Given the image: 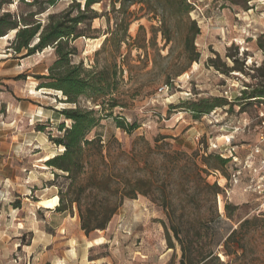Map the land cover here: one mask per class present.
<instances>
[{
	"label": "rangeland",
	"instance_id": "obj_1",
	"mask_svg": "<svg viewBox=\"0 0 264 264\" xmlns=\"http://www.w3.org/2000/svg\"><path fill=\"white\" fill-rule=\"evenodd\" d=\"M12 1L3 4L0 13L8 10L25 16L33 10L22 1ZM154 2H135L126 14L112 0L95 4L92 8L98 17L89 31L95 37L71 40L67 47L74 48L69 64L80 63L83 70L116 71L111 95L97 101L80 96L76 104L93 108L100 116L87 134L89 139L100 136L105 143L99 170L116 180L147 179L149 194L125 198L106 228L88 236L80 227L75 204L70 212L49 217L44 208L58 203L60 186L65 188L68 180L63 172L44 164L63 149L51 140L62 133L58 125L71 123L57 110L75 104L65 102V95L53 88L34 91L39 83L49 81L35 76L49 72L56 54L52 47L25 57L14 53L15 31L0 37V175L9 178L1 186L6 184L11 191L12 205L19 207L29 228L41 223L45 231L60 232L55 247L45 248V256L67 253L69 242L76 246L71 256H104L103 264H178L179 246L171 236L174 247L168 248L162 226L166 216L158 205L156 187L163 181L177 207L182 203L200 214L216 207L220 220L199 240L205 243L213 235L220 241L215 249L219 260L264 264V142L259 143L264 102L236 99L243 89L249 92L253 86H264V0H185L189 12L180 15L155 11ZM69 3L57 0L35 17L43 25L48 13L60 12ZM162 3L166 5L165 0ZM192 22L198 28L193 52L192 44L184 43ZM195 52L197 59L191 60ZM209 58H215L219 69ZM232 66L242 69L223 72ZM110 96L115 99L113 107L106 102ZM210 96L235 102L194 118L188 102ZM116 119L136 128L127 132ZM258 144L260 151L255 153ZM89 153H94L93 148ZM194 153L198 162L208 154L230 157L222 165L216 162V169H208L206 179L220 187L214 202L203 191L195 195L193 175L183 168L186 154ZM191 198L200 202L194 205L188 202ZM246 217L257 218L245 237L246 256H221L223 238ZM31 237L32 231H25L20 241L29 243Z\"/></svg>",
	"mask_w": 264,
	"mask_h": 264
},
{
	"label": "trees",
	"instance_id": "obj_2",
	"mask_svg": "<svg viewBox=\"0 0 264 264\" xmlns=\"http://www.w3.org/2000/svg\"><path fill=\"white\" fill-rule=\"evenodd\" d=\"M25 5L33 7L28 14H11L10 11L0 13V37L7 35L8 31H15L12 41L14 53H23L22 57L29 56L46 47H52L56 54V59L49 66V72L46 75H36L37 79H48V82H42L37 88H53L59 90L65 95V102L74 103V107H65L57 110L65 119H70L71 123L65 127L63 123L58 125V130L62 131L58 136L51 140L60 145L63 149L60 153L53 154L52 157L45 160V166L60 170L68 180L65 188L60 186V197L58 203L53 206L54 211L58 213L70 212L73 204L76 205L80 227L84 234L88 236L90 232L103 230L125 198H136L138 194L146 195L148 193V180L141 178L116 180L111 174L99 170V164L103 161V148L105 143L100 136L87 138L88 132L96 126L100 116H96L93 108L85 109L77 106L78 97L87 96L92 101H97L99 97L111 95L113 89L112 79L115 77V69L102 68L96 70H83L80 63L69 64V55L74 54V48L68 47L69 41L90 36L89 31L91 22L98 17V13L92 7L103 0H70L68 7L60 12H50L47 14V20L42 25L41 21L35 16L45 12L52 7L57 0H19ZM118 2V10L126 14L129 5L135 2H147L149 0H112ZM12 0H0V8L3 4L12 3ZM155 11H169L171 15H180L189 12V4L185 0H155ZM74 12V14H73ZM123 22V20H120ZM190 34L185 38V45L192 44L193 36L198 33L195 22H192ZM107 40V38H105ZM194 58L197 59V52ZM216 69L218 65L215 58L208 60ZM231 69L241 70L242 67L226 68L227 73ZM237 101H257L264 102V86H253L247 92L243 89L241 94L236 97ZM115 101L110 96L106 102L111 107ZM230 101L223 96H210L199 99H193L188 102V110L194 118L208 113L215 107H230ZM101 103H104L103 101ZM118 127L127 132L136 128L135 124H124L121 119H116ZM39 130V128L37 129ZM162 136L161 139H164ZM93 148L94 153H89V148ZM185 153V152H184ZM195 156V158H194ZM197 153L187 155L183 168L193 175L192 181L195 182V195L203 191L205 196H209L214 202L216 194L220 187L216 182L210 183L206 179L208 169H216V162L220 165L229 161L230 157H224L222 154H208L201 156L200 162L197 161ZM209 159L213 160L211 164ZM205 166V167H204ZM53 175H59L53 171ZM145 187H148L147 189ZM158 189V205L162 208L166 222L162 221L165 230V239L168 248L174 247L171 236L176 240L180 257L178 264H209L216 260L220 264H229L232 260L221 261L215 250L220 244L212 237L205 243L199 239L202 235H208L213 231L212 225L220 220V214L216 207L207 214L195 213L181 203L176 206L175 200L171 197L167 186L163 181L156 187ZM188 202L199 203L193 198ZM229 204L224 205V209H229ZM257 218H243L235 228H232L222 240V250L219 253L222 256H246L245 237L249 231V225ZM171 233V235H170Z\"/></svg>",
	"mask_w": 264,
	"mask_h": 264
},
{
	"label": "crops",
	"instance_id": "obj_3",
	"mask_svg": "<svg viewBox=\"0 0 264 264\" xmlns=\"http://www.w3.org/2000/svg\"><path fill=\"white\" fill-rule=\"evenodd\" d=\"M39 90L35 89L34 91ZM4 180L7 181L9 178L0 175V264H103L106 262L104 256L94 258L87 256V254L84 256H71L76 251V246L69 242L65 244L67 253L60 256H45V248L50 245L55 247L60 232L58 230L54 232L45 231L41 223H36L34 227L29 228L28 220L23 217L19 207H13L12 205L10 200L11 191L6 188V184L1 186ZM49 201L53 200L49 199ZM37 207L40 206L37 205ZM44 209L48 212L49 217L53 219L59 217V215H64L63 212L54 211L55 207ZM58 226H60L59 223L53 229ZM25 231H32L31 241L26 244L20 241L21 235ZM19 251L20 256H16L19 255Z\"/></svg>",
	"mask_w": 264,
	"mask_h": 264
},
{
	"label": "built area",
	"instance_id": "obj_4",
	"mask_svg": "<svg viewBox=\"0 0 264 264\" xmlns=\"http://www.w3.org/2000/svg\"><path fill=\"white\" fill-rule=\"evenodd\" d=\"M259 119H260L259 126L261 130L259 136V143H262L264 142V112L260 113ZM253 151L255 153H258L260 151L259 144L254 146Z\"/></svg>",
	"mask_w": 264,
	"mask_h": 264
},
{
	"label": "bare ground",
	"instance_id": "obj_5",
	"mask_svg": "<svg viewBox=\"0 0 264 264\" xmlns=\"http://www.w3.org/2000/svg\"><path fill=\"white\" fill-rule=\"evenodd\" d=\"M50 204H52V202H50ZM222 256V255H221Z\"/></svg>",
	"mask_w": 264,
	"mask_h": 264
}]
</instances>
